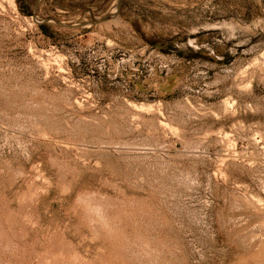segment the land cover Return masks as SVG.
Listing matches in <instances>:
<instances>
[{"label":"rangeland","instance_id":"obj_1","mask_svg":"<svg viewBox=\"0 0 264 264\" xmlns=\"http://www.w3.org/2000/svg\"><path fill=\"white\" fill-rule=\"evenodd\" d=\"M117 1L0 0V264H264V0Z\"/></svg>","mask_w":264,"mask_h":264},{"label":"water","instance_id":"obj_2","mask_svg":"<svg viewBox=\"0 0 264 264\" xmlns=\"http://www.w3.org/2000/svg\"><path fill=\"white\" fill-rule=\"evenodd\" d=\"M121 1L122 0H118L117 1V5H116V12H118L120 10V7H121ZM116 13H113V14H109V15H106L104 16L103 18H100L98 20H95V21H92L88 24H78V25H75V26H70V27H76V28H82V27H85V26H94V25H97V24H100V23H103L111 18L114 17ZM47 20L43 21V22H46ZM58 25H63V23L57 21V20H54Z\"/></svg>","mask_w":264,"mask_h":264}]
</instances>
